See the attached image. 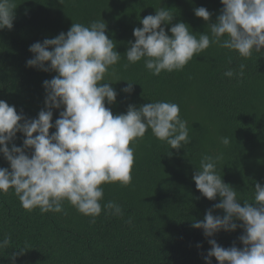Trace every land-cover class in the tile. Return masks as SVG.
Wrapping results in <instances>:
<instances>
[{
	"label": "trees",
	"instance_id": "trees-1",
	"mask_svg": "<svg viewBox=\"0 0 264 264\" xmlns=\"http://www.w3.org/2000/svg\"><path fill=\"white\" fill-rule=\"evenodd\" d=\"M17 4L12 30H0V100L30 119L44 108L43 82L55 75L26 67L33 43L66 33L72 23L87 25L100 18L123 57L128 42H134L133 29L142 27L139 20L159 7L172 9L176 15L172 24L184 22L195 34L207 31L206 23L194 16L195 8L212 13L211 23L222 8L220 0H17ZM261 52L243 59L213 46L194 56L183 70L158 76L147 71L143 61L124 69L127 61L122 59L115 66L120 81H111L116 101L106 106L116 115L130 104L177 103L181 118L188 121L190 144L171 150L146 132L135 146L131 184L103 186L102 205L114 200L122 206L123 217L102 212L93 224L67 203V215L41 214L38 209L24 210L11 189L0 193V238L4 234L12 238L11 246L0 252V264H12L11 252L21 248L25 253L15 264H205L210 245L191 223L202 220L219 198L209 201L195 188L192 177L201 155L223 152L218 165L222 179L244 199H251L255 183L264 185V49ZM241 63L246 65L243 78L223 75L228 68L238 71ZM126 82L136 84L130 95L122 91ZM58 116L59 110H54L53 123ZM220 137H229L230 145H221ZM13 143L22 146V134L17 133ZM0 167H8L2 156ZM213 215L223 213L216 210ZM129 217L131 224L126 223ZM242 231L239 227L221 231L214 239L225 248L234 242L242 247L238 240ZM212 264H217L214 258Z\"/></svg>",
	"mask_w": 264,
	"mask_h": 264
},
{
	"label": "clouds",
	"instance_id": "clouds-1",
	"mask_svg": "<svg viewBox=\"0 0 264 264\" xmlns=\"http://www.w3.org/2000/svg\"><path fill=\"white\" fill-rule=\"evenodd\" d=\"M220 3L222 8L214 23L205 7L194 9V16L207 25L201 34L193 33L184 22L172 24L176 16L172 9H155L154 15L139 20L142 27L133 29L134 42H128L123 57L100 18L87 25L72 23L66 33L33 43L26 67L55 75L43 82L44 108L36 118L30 119L0 100V156L8 164L0 167V193L11 189L24 210L38 209L41 214L67 215V203L80 215L90 217L93 224L102 212L123 217L122 206L114 200L102 205L103 186L131 184L135 146L146 132L171 150L184 149L191 140L188 121L181 118L180 107L174 102H147L139 107L130 104L125 113L114 115L106 105L114 104L117 98L111 86L112 80L120 81L115 66L122 59L127 61L124 69L143 61L145 69L158 76L162 71L183 70L194 56L213 46L243 59L262 53L264 0ZM17 6V0H0V30H12ZM168 25L172 26L166 32ZM245 67L241 63L238 71L228 68L223 75L241 79ZM126 83L122 91L130 95L136 84ZM54 110H59V116L53 123ZM50 129H54L51 134ZM17 133L23 136L22 146L13 143ZM219 143L228 147L230 138L220 137ZM223 159V152L202 154L192 177L203 198H219L202 220L191 223L210 245L205 264H212L213 258L217 264H264V185L255 183L251 199L242 198L222 179L218 165ZM216 210L223 215H213ZM126 223L131 224L132 218ZM238 227L243 230L238 237L242 247L234 242L225 248L214 239L217 233L234 232ZM11 243V235L4 234L0 252ZM24 253V248L12 251V264Z\"/></svg>",
	"mask_w": 264,
	"mask_h": 264
}]
</instances>
